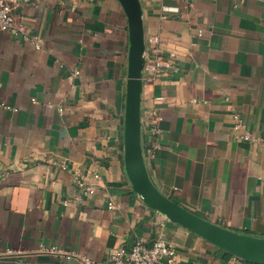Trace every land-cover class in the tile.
I'll return each mask as SVG.
<instances>
[{
    "label": "crops",
    "instance_id": "obj_1",
    "mask_svg": "<svg viewBox=\"0 0 264 264\" xmlns=\"http://www.w3.org/2000/svg\"><path fill=\"white\" fill-rule=\"evenodd\" d=\"M140 1L148 67L159 55L165 63L143 74L152 181L192 212L264 238V0ZM11 4L25 31H0V102L12 108H0V264L107 262L139 238L172 243L174 264H234L151 208L128 178L130 37L121 3ZM92 185L96 193L86 194ZM41 243L65 253H40Z\"/></svg>",
    "mask_w": 264,
    "mask_h": 264
},
{
    "label": "water",
    "instance_id": "obj_2",
    "mask_svg": "<svg viewBox=\"0 0 264 264\" xmlns=\"http://www.w3.org/2000/svg\"><path fill=\"white\" fill-rule=\"evenodd\" d=\"M129 25L130 48L124 117L125 164L133 189L153 209L221 249L252 264H264V238L224 228L166 196L152 181L142 148L141 98L146 39L140 0H118Z\"/></svg>",
    "mask_w": 264,
    "mask_h": 264
},
{
    "label": "built area",
    "instance_id": "obj_3",
    "mask_svg": "<svg viewBox=\"0 0 264 264\" xmlns=\"http://www.w3.org/2000/svg\"><path fill=\"white\" fill-rule=\"evenodd\" d=\"M12 0H0V31H7L13 35L24 34V26L21 23L16 22L13 15V6L11 4ZM191 1V0H185ZM202 34V32L200 33ZM27 39H29L36 48H41L42 43L38 36H28L25 34ZM165 64L164 59L161 55L157 56L155 64L153 67H148L147 63V45H146V63L144 67V72L148 69H153L155 71L160 65ZM157 72V71H156ZM35 101V99H34ZM0 108L12 109L11 106L7 105L5 102H0ZM243 126L242 120L236 116L235 129H240ZM238 139L245 140H257L254 136L250 134L236 135ZM264 142V140H263ZM97 178L99 175L96 176ZM97 191V186L92 185L85 187L84 192L86 194H94ZM108 208H116V203L113 200L108 202ZM38 251L44 254H63L65 251L57 245L41 243L38 247ZM176 257V249L172 243L166 241L163 238L157 239L151 246H148L146 241L142 238L137 239L131 248L128 250L124 247L117 248L110 256L109 261H97L92 260L88 257H80L84 264H159L163 259L167 261L168 264H174ZM232 262L234 264H246L244 260L233 256Z\"/></svg>",
    "mask_w": 264,
    "mask_h": 264
},
{
    "label": "trees",
    "instance_id": "obj_4",
    "mask_svg": "<svg viewBox=\"0 0 264 264\" xmlns=\"http://www.w3.org/2000/svg\"><path fill=\"white\" fill-rule=\"evenodd\" d=\"M227 256H232L233 257V255H231V254H229V253H227ZM246 264H252V263H250V262H247V261H244Z\"/></svg>",
    "mask_w": 264,
    "mask_h": 264
}]
</instances>
